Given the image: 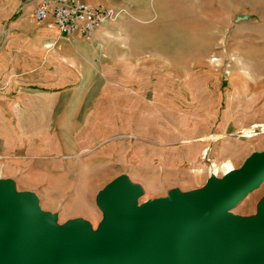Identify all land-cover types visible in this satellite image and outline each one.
<instances>
[{
  "label": "rangeland",
  "instance_id": "374dc122",
  "mask_svg": "<svg viewBox=\"0 0 264 264\" xmlns=\"http://www.w3.org/2000/svg\"><path fill=\"white\" fill-rule=\"evenodd\" d=\"M150 2L114 9L117 64L86 77L97 105L67 126L79 170L40 201L59 224L81 217L96 228L94 196L120 174L142 186V202L202 187L264 149V0ZM262 198L264 182L233 212L254 214Z\"/></svg>",
  "mask_w": 264,
  "mask_h": 264
},
{
  "label": "water",
  "instance_id": "95a60500",
  "mask_svg": "<svg viewBox=\"0 0 264 264\" xmlns=\"http://www.w3.org/2000/svg\"><path fill=\"white\" fill-rule=\"evenodd\" d=\"M264 182V149L202 187L139 201L141 185L120 174L95 196L97 227L58 223L38 195L0 178V264H264V198L257 212H233Z\"/></svg>",
  "mask_w": 264,
  "mask_h": 264
},
{
  "label": "crops",
  "instance_id": "0c3cea01",
  "mask_svg": "<svg viewBox=\"0 0 264 264\" xmlns=\"http://www.w3.org/2000/svg\"><path fill=\"white\" fill-rule=\"evenodd\" d=\"M36 1L0 0V178H13L20 190L52 201L49 195L67 190L70 174L79 170L67 155V126L81 123L80 108L97 105V92L86 85V77L106 62L116 65L112 59L123 46L112 22L90 38L61 35L50 21L35 22ZM83 1L115 10L142 2Z\"/></svg>",
  "mask_w": 264,
  "mask_h": 264
},
{
  "label": "built area",
  "instance_id": "2783aa9c",
  "mask_svg": "<svg viewBox=\"0 0 264 264\" xmlns=\"http://www.w3.org/2000/svg\"><path fill=\"white\" fill-rule=\"evenodd\" d=\"M31 18L39 24L50 23L61 35L90 38L102 24L117 18L116 11L103 2L83 0H37Z\"/></svg>",
  "mask_w": 264,
  "mask_h": 264
}]
</instances>
